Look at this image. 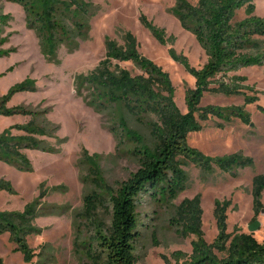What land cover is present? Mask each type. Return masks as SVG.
I'll list each match as a JSON object with an SVG mask.
<instances>
[{
  "label": "rangeland",
  "instance_id": "rangeland-1",
  "mask_svg": "<svg viewBox=\"0 0 264 264\" xmlns=\"http://www.w3.org/2000/svg\"><path fill=\"white\" fill-rule=\"evenodd\" d=\"M187 1L194 5L199 2ZM85 2L95 5L89 38H77L78 46L72 43L63 45L52 55L43 47L38 32L30 27L25 7L0 0V14L12 17L8 26L0 27V38L8 39L3 49L9 52L0 59V100L13 89L26 88V91L14 95L7 108L37 110L43 114L42 118L34 114H0V138L7 131L14 137L29 136L27 129L33 121L50 126L46 136H36L44 142V147L23 151L31 170L23 171L17 165L0 160V183H10L14 191H0V212L23 213L31 206L37 207L39 214L32 228L35 232L27 237L28 252L15 251L17 245L11 233L0 236L1 264H81L83 255H77L75 248V226L77 215L84 209V197L94 191L105 196V189L100 186L116 189L140 167L135 156L137 146L121 134L116 137L115 132H111L113 125L119 126L120 119L125 118L130 130L139 132L145 143L152 142L150 131L139 127L122 107L116 108L117 124H113L110 115L106 114L109 111L98 113L88 100V93L78 89L79 79L89 76L106 58L108 39L124 46V35L132 33L139 42L140 53L170 74L176 91L175 101L183 114L188 113L186 92L195 88V80L174 58L172 50L178 56L188 58L195 69L200 70L208 63V57L196 38L183 29L171 12L177 0ZM254 5V15L264 18V0H255ZM143 15L165 32L167 41L174 38L175 44H160L141 23ZM247 17L246 9H242L233 24ZM68 25L72 30L70 22ZM257 40L263 43L264 50V36ZM120 65L135 76L141 74L131 63ZM233 76L247 79L246 85L253 90L246 93L257 98L254 103L246 104L244 96L208 93L201 106L245 107V115L249 114L251 118L250 124L238 115L232 116L228 122L214 118L204 124L202 131L191 133L187 142L208 159L242 156L244 160H253L254 165L240 168L238 177H233L217 167L211 171L201 170L187 163L184 170L189 176V188L176 200L167 202L162 199L155 203L145 197L139 210L138 264H186L197 237L184 236L182 227L172 225V220L185 200L199 195L204 210V239L208 244H213L219 235L215 217L217 203H230L227 209L228 233L239 228L244 233L253 234L260 243L264 242V209L256 216L252 195L254 177L264 175V66L229 74L226 81ZM149 119L156 121L154 116ZM85 155L93 156L92 161ZM262 202L264 205V195ZM256 221L262 226L253 233L250 227Z\"/></svg>",
  "mask_w": 264,
  "mask_h": 264
},
{
  "label": "trees",
  "instance_id": "trees-1",
  "mask_svg": "<svg viewBox=\"0 0 264 264\" xmlns=\"http://www.w3.org/2000/svg\"><path fill=\"white\" fill-rule=\"evenodd\" d=\"M9 1L25 7L30 27L38 32L43 47L48 48L52 55L63 45L72 43L78 46L77 38H89L94 3L88 4L85 0ZM254 2L199 0L194 5L187 0H177L176 7L171 11L173 16L185 31L196 38L208 57V63L198 70L191 66L188 58L178 56L172 50L174 58L195 80V88L186 92L187 114H183L176 104V91L170 74L140 53L139 42L130 32L123 37L124 46L108 39L106 58L89 76L79 79L78 89L88 93V100L98 113L108 110L106 114L110 115L109 119L117 124L116 108L122 107L139 127L150 131L152 139L151 143H145L139 132L128 128L125 118L120 119L119 126L113 125L111 132H115L116 137L121 134L137 146L135 156L140 167L116 189L100 186L105 189V196L94 191L84 197V209L77 215L75 226V248L77 255H83L81 264H138L140 259L137 250L141 236L139 210L144 198L149 197L155 203H160L162 199L167 202L176 200L189 188V176L184 170L187 163L201 170L211 171L217 167L233 177H238L237 171L240 168L254 165L253 160H244L242 156L208 159L187 142L191 133L202 131L204 124L214 118L228 122L232 116L238 115L250 124L251 118L249 114L245 115V107L204 108L201 104L208 93L226 97L244 96L246 104L257 100L247 95L246 92L253 89L246 85V78L233 76L229 82L226 81L229 74L245 68L264 66L263 43L257 40L259 36H264V18L254 15ZM242 9H246L248 17L234 25L233 20ZM11 20L10 15L0 14V27L8 26ZM141 23L160 44H175L174 38L167 41L165 32L145 15L141 17ZM7 41V38H0V59L9 54L3 49ZM121 63L133 64L141 74L133 75L128 69L122 68ZM220 76V80L216 81ZM215 85L217 87L214 88ZM26 90L13 89L0 100V114H34L42 118V111L7 108V103L16 93ZM151 116L156 121H151ZM29 128V136L14 137L7 131L0 138V160L17 165L23 171L31 170L24 149L44 147V142L36 136H46L50 126L33 121ZM85 157L92 161L93 156ZM2 190L14 192L11 184L6 181L0 183ZM252 195L254 212L259 216L264 209V175L254 177ZM229 206L230 203L216 205L219 235L213 244H208L204 239L201 195L185 200L177 208L172 225L182 227L186 237H197L186 264H264V242L260 243L253 234L244 233L239 228L232 234L228 233ZM38 215L37 207L31 206L23 213L0 212V236L11 233L17 245L15 251L28 252L27 237L35 232L32 228Z\"/></svg>",
  "mask_w": 264,
  "mask_h": 264
},
{
  "label": "water",
  "instance_id": "water-1",
  "mask_svg": "<svg viewBox=\"0 0 264 264\" xmlns=\"http://www.w3.org/2000/svg\"><path fill=\"white\" fill-rule=\"evenodd\" d=\"M261 223L259 221H256L251 227H250V231L251 232H256L259 231L261 229Z\"/></svg>",
  "mask_w": 264,
  "mask_h": 264
}]
</instances>
